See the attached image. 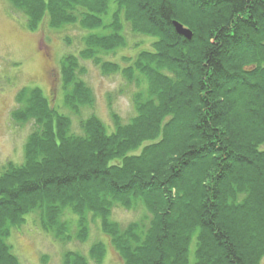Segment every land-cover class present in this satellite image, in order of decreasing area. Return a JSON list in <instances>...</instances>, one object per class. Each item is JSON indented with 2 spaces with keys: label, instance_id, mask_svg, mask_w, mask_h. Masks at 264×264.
Masks as SVG:
<instances>
[{
  "label": "trees",
  "instance_id": "obj_1",
  "mask_svg": "<svg viewBox=\"0 0 264 264\" xmlns=\"http://www.w3.org/2000/svg\"><path fill=\"white\" fill-rule=\"evenodd\" d=\"M7 1L31 31L45 20L99 29L61 59L73 116L94 106L85 60L138 90L128 122L89 114L77 129L39 87L18 91L11 118L32 130L23 161L0 172V264H21L8 237L29 215L63 244L86 242L98 222L122 264H264V0ZM126 26L152 41L121 67L105 57L125 47ZM138 204L136 220H111L114 206ZM105 252L95 242L62 264H102Z\"/></svg>",
  "mask_w": 264,
  "mask_h": 264
},
{
  "label": "rangeland",
  "instance_id": "obj_2",
  "mask_svg": "<svg viewBox=\"0 0 264 264\" xmlns=\"http://www.w3.org/2000/svg\"><path fill=\"white\" fill-rule=\"evenodd\" d=\"M112 8L104 16L110 20ZM92 31L82 30L78 25H67L58 29L50 28L47 21L31 31L26 27V19L16 11L7 0H0V172L9 161L21 163L26 138L32 130L30 123L17 124L11 113L17 108L16 95L23 87H39L49 99L52 107L68 114L74 129L78 120L95 114L105 125L113 128L112 115L120 117L126 123L134 115L132 95L138 90L133 83L127 82L121 74H103L90 61L81 64L86 68L83 76L94 96L93 108L83 109L82 115L73 116L64 106L60 84L59 68L66 54H77L83 48L82 35ZM125 47L105 58L125 66L123 57L135 58L140 50L150 48L151 38L132 33L125 27ZM264 150V144L260 146ZM145 212L138 204L130 209L114 206L111 220L121 225L136 220ZM13 252L21 264H62L63 253L67 250L84 255L95 242L105 245L102 264H122V261L110 243L109 237L102 234L98 222L90 225V235L86 242L60 243L50 233L41 230L37 215H29L26 224L12 230L8 237ZM191 246V259H192ZM90 264H95L92 261Z\"/></svg>",
  "mask_w": 264,
  "mask_h": 264
},
{
  "label": "water",
  "instance_id": "obj_3",
  "mask_svg": "<svg viewBox=\"0 0 264 264\" xmlns=\"http://www.w3.org/2000/svg\"><path fill=\"white\" fill-rule=\"evenodd\" d=\"M173 26L175 28V31L178 35H181L185 37L186 39H191L192 33L189 29L185 28L181 23L178 21H173Z\"/></svg>",
  "mask_w": 264,
  "mask_h": 264
}]
</instances>
